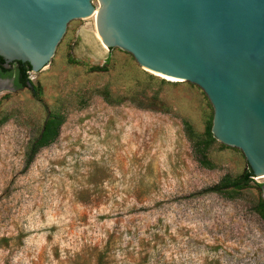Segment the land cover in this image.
<instances>
[{
  "label": "rangeland",
  "instance_id": "374dc122",
  "mask_svg": "<svg viewBox=\"0 0 264 264\" xmlns=\"http://www.w3.org/2000/svg\"><path fill=\"white\" fill-rule=\"evenodd\" d=\"M27 79L0 90V264H264V177L231 186L248 168L199 88L107 50L91 17Z\"/></svg>",
  "mask_w": 264,
  "mask_h": 264
},
{
  "label": "water",
  "instance_id": "95a60500",
  "mask_svg": "<svg viewBox=\"0 0 264 264\" xmlns=\"http://www.w3.org/2000/svg\"><path fill=\"white\" fill-rule=\"evenodd\" d=\"M93 15L107 50L199 88L212 138L240 151L252 179L264 177V0H0L3 67L39 72L68 23Z\"/></svg>",
  "mask_w": 264,
  "mask_h": 264
},
{
  "label": "trees",
  "instance_id": "16d2710c",
  "mask_svg": "<svg viewBox=\"0 0 264 264\" xmlns=\"http://www.w3.org/2000/svg\"><path fill=\"white\" fill-rule=\"evenodd\" d=\"M16 64L18 65L19 69L9 70L8 68L3 67V60L0 58V78L13 77L14 89L28 87L27 83L29 81L27 79V73H29V68L18 62H16ZM61 124H62V118L60 116L52 115V116H48L45 119L41 131L39 132L37 137L29 143L26 149V152L24 154L26 165H29L32 162L33 157L35 156L38 150L48 146L57 138ZM212 141L213 139L211 137H208L206 140L203 141V143L205 146H207ZM200 163L203 165L207 164L203 155H202V160H200ZM251 176L252 175L248 169V172H246L242 177L231 182V186L236 189H242L243 187L246 186V183L249 180H251ZM212 191L216 192V186L212 188ZM262 206H264V202L262 203Z\"/></svg>",
  "mask_w": 264,
  "mask_h": 264
},
{
  "label": "flooded vegetation",
  "instance_id": "af4514ba",
  "mask_svg": "<svg viewBox=\"0 0 264 264\" xmlns=\"http://www.w3.org/2000/svg\"><path fill=\"white\" fill-rule=\"evenodd\" d=\"M8 69L9 70L19 69V67L16 64V62H12V63L9 64ZM0 80H7V81H9L10 82L11 89L14 90V78L13 77H11V78H0Z\"/></svg>",
  "mask_w": 264,
  "mask_h": 264
},
{
  "label": "bare ground",
  "instance_id": "6f19581e",
  "mask_svg": "<svg viewBox=\"0 0 264 264\" xmlns=\"http://www.w3.org/2000/svg\"><path fill=\"white\" fill-rule=\"evenodd\" d=\"M92 19H94V15L91 17ZM95 37H96V39L98 40V41H100V39H99V37L97 36V34H96V32H95ZM101 42V41H100ZM102 44V43H101ZM103 45V44H102ZM161 78H164V77H162L161 76ZM167 79V78H166Z\"/></svg>",
  "mask_w": 264,
  "mask_h": 264
}]
</instances>
